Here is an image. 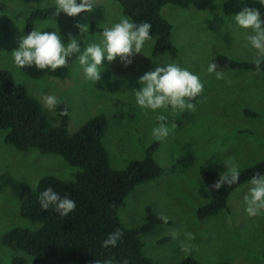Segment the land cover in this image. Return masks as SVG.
<instances>
[{
  "label": "rangeland",
  "instance_id": "1",
  "mask_svg": "<svg viewBox=\"0 0 264 264\" xmlns=\"http://www.w3.org/2000/svg\"><path fill=\"white\" fill-rule=\"evenodd\" d=\"M222 1L192 0L186 9L170 4L160 9V15L171 24V41L177 53L172 56L163 52L155 61L177 64L198 75L203 84L202 93L191 102L195 110L174 113L170 107L153 112L135 103L133 89L141 87L138 79L154 71L150 54L153 39L145 42L141 54L132 57L127 67L119 58L111 63L103 60L101 80L95 84L85 79L78 62L80 53L64 79H32L13 66L11 57L24 36V18L30 7L21 0H0L5 4L0 11V69H7L41 105L46 95L65 102L69 108L68 132L103 112L107 130L101 141L112 168L122 169L129 160L143 157L144 148L154 140L152 129L159 123L156 117H167L165 123L171 131L158 140L152 153L160 174L136 185L117 209L125 227L141 225L146 206L170 221L139 233L142 252L153 264H177L187 256L198 264H264V215L250 218L244 210L250 181L230 193L226 209L201 220L195 216V209L208 200L198 175L200 165L227 172L233 165L240 169L264 158V73L224 70V78L217 79L215 73L207 72L216 53L240 60L254 59L255 55L246 39L251 31L239 28L234 15L222 13ZM94 4L89 13L69 17L61 12L49 20L36 21L33 29L56 30L64 44L69 37L77 38L83 51L87 44L99 43L105 27L125 17L113 0H94ZM39 5L55 6V0H44ZM77 24H87L88 33L81 34ZM43 109L48 118L55 116V110ZM243 109L258 115H245ZM3 134L1 130L0 234L14 226H35L17 213L21 186L34 188L39 177L46 174L72 180L77 170L59 155L40 154L34 149L17 151L2 141ZM188 233L194 234L195 240H187ZM185 244L193 246L188 253L182 250ZM13 255L23 256L30 264L23 252L0 245V264H9Z\"/></svg>",
  "mask_w": 264,
  "mask_h": 264
},
{
  "label": "trees",
  "instance_id": "2",
  "mask_svg": "<svg viewBox=\"0 0 264 264\" xmlns=\"http://www.w3.org/2000/svg\"><path fill=\"white\" fill-rule=\"evenodd\" d=\"M30 7L24 18V36L33 30L36 21L54 18L55 6L39 5L44 0H21ZM123 16L133 22H149L152 25L151 57L153 69L165 67L155 61L166 52L176 55L177 49L171 41V24L160 15L166 4L186 9L192 0H113ZM79 2V0H77ZM245 7L258 8L264 18L261 0H223L220 8L225 15H235ZM5 4L0 2V11ZM83 14V13H81ZM80 15V14H79ZM77 56L68 58V66L55 71L37 70L33 67L19 68L32 79L53 76L64 79ZM210 63L217 65L216 71L248 70L256 72L253 59H234L216 53ZM258 73V72H256ZM264 73V62L261 71ZM197 98V97H196ZM196 98L191 102L196 101ZM55 116L48 118L41 102L16 82L7 69H0V131L4 130L2 141L17 151L34 149L40 154L61 156L64 161L77 168L72 180H64L55 175L39 177L34 188L21 186L17 213L34 227L14 226L0 234V245L12 251H21L30 258V264H95V261L112 260L113 264H153L150 257L142 252L140 232H148L159 224H170L149 206L145 207V221L138 227H125L117 216V209L126 195L144 181L155 179L161 172L152 153L159 144L152 140L140 159L129 160L122 169L109 165L107 152L101 138L107 130V119L98 112L81 123L73 132H68L69 108L59 100ZM67 115H61L62 111ZM245 115H258L243 109ZM239 170V179L231 186L225 185L218 191H207L208 200L195 209L198 220L213 216L227 208L230 193L256 174H264V158ZM224 171H217L208 165L198 167V175L206 187L213 185ZM52 188L60 197H68L76 202V208L68 216H61L50 207L42 210L38 203L40 193ZM123 233L115 247H102V241L110 233ZM9 264H26L21 255H13ZM177 264H198L192 257H184ZM216 264H229L219 262Z\"/></svg>",
  "mask_w": 264,
  "mask_h": 264
},
{
  "label": "clouds",
  "instance_id": "3",
  "mask_svg": "<svg viewBox=\"0 0 264 264\" xmlns=\"http://www.w3.org/2000/svg\"><path fill=\"white\" fill-rule=\"evenodd\" d=\"M264 6V0H261ZM94 0H55V15L63 12L69 17H75L81 13H89L93 10ZM234 23L241 29L250 30L252 34L246 37L248 46L254 50L253 64L256 72L261 71L264 62V20L258 8L245 7L233 17ZM81 34L88 33L87 24H77ZM152 25L149 22L139 24L130 18L122 17L119 22L111 27H105L102 39L99 43L87 44L81 51V42L77 38L69 37L67 44L62 43L58 31L52 32L33 29L30 33L19 38V47L11 53L13 66L17 68L35 67L37 70L50 69L55 71L68 66V58L74 53H80L78 62L83 68L85 79L96 82L101 80L102 61L109 63L119 58L120 62L127 67L132 63V57L141 54L146 41L152 39ZM217 65L210 63L208 73H215L217 79H223L224 73L216 71ZM104 70V69H103ZM141 85L139 90L133 89L135 103L142 109H150L153 112L159 109L171 108L173 112L195 110L191 103L203 91V84L198 75L179 67L177 64H168L165 67H156L154 71L144 73L137 81ZM59 103L55 95H46L42 98V106L47 110H54ZM61 115H67L62 111ZM158 125L152 129L155 140L166 138L171 129L165 123L167 117L158 115ZM175 125H172L174 128ZM239 170L236 166L229 168L227 172L219 176V179L205 191H218L225 185L231 186L239 179ZM251 187L244 197L245 212L250 217L264 215V175L256 174L250 181ZM38 203L42 210L47 211L50 207L59 215L68 216L76 208V202L68 197H60L52 188L44 189ZM167 222L166 217H162ZM123 233L116 230L110 233L102 241V247H115ZM195 235L187 234V240H195ZM191 244L183 245L182 250L186 253L192 249ZM95 264H113L112 260L95 261ZM127 264V261H123Z\"/></svg>",
  "mask_w": 264,
  "mask_h": 264
}]
</instances>
